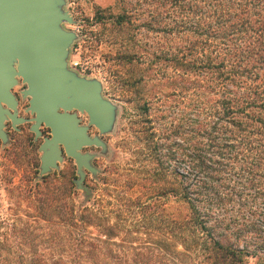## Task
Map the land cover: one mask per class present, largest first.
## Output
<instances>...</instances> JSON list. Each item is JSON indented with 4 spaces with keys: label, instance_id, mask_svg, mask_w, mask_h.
<instances>
[{
    "label": "trees",
    "instance_id": "1",
    "mask_svg": "<svg viewBox=\"0 0 264 264\" xmlns=\"http://www.w3.org/2000/svg\"><path fill=\"white\" fill-rule=\"evenodd\" d=\"M157 1L168 6L157 31L185 42L169 58L180 71L169 84L195 98L183 99L177 126L160 131L151 113L159 91L149 81L159 65L150 56L161 57L147 54V203L119 202L141 209L147 231L124 228L122 213L64 201L65 247L18 244L35 237L30 228L40 221L2 217L0 264H264V0ZM96 15L102 27L113 19L100 7ZM125 20L113 22L121 34ZM33 197L50 222L61 196Z\"/></svg>",
    "mask_w": 264,
    "mask_h": 264
},
{
    "label": "rangeland",
    "instance_id": "2",
    "mask_svg": "<svg viewBox=\"0 0 264 264\" xmlns=\"http://www.w3.org/2000/svg\"><path fill=\"white\" fill-rule=\"evenodd\" d=\"M99 7L106 10L107 16L113 15L106 27L95 22ZM167 8L168 6L157 0H66L64 9L72 15L74 23L63 25L77 34L70 48L69 67L83 76L102 82L104 97L117 105V118L110 133L101 135L97 127L92 125L89 128L90 135H100L108 144L107 152H103L98 146L83 149L84 152L96 155L93 164L99 169L97 175L86 171L84 186L88 187L89 191L77 187L79 174L73 158L65 157L64 162L60 163V169H53L46 174L52 175L47 182L39 178V146L43 137L35 139V133L30 130L31 122L26 121L28 125L22 128L24 133L21 136L14 135L7 143L0 140V220L6 216H20L24 221H40L32 224L30 228L33 229L35 237L30 241L20 240L18 244L56 250L65 247L68 243L66 232L69 227L62 221L61 214L64 201L68 204L71 200L78 209L86 204L113 218L117 213H122L125 218L122 223L124 228L147 231V225L142 221L144 217L141 209L123 208L119 202L126 196H140L147 203V170L152 168L147 162L145 109L147 90L151 89L148 88L151 85L149 83L157 84L159 91V94L151 99V113L160 131L177 126L181 122L180 106L183 99L195 98L193 91L182 94L177 87L180 83L169 84L171 77L179 82L177 74L180 73L169 58L181 56V48L185 42L178 32L171 35L157 31L167 24L157 23ZM120 14L126 15L122 28L124 34L118 31L120 27L113 24ZM165 20L169 22L168 19ZM149 22H155V29L149 27ZM171 24L176 26L175 22ZM152 52L161 58L150 56L159 65L154 66L153 81L147 83V54L149 56ZM166 52L169 54H165ZM76 60L81 61L83 67H75L73 62ZM22 86L25 87L21 84L15 89L20 93ZM176 88L177 92H174ZM21 101L23 117L31 118L33 115L26 110L28 99L21 97ZM79 116L82 119L81 124L87 125L88 115L79 113ZM192 116L194 117V113ZM44 129L47 128L43 127ZM172 140L182 139L173 136ZM48 195L61 196V200H56V208L51 212L53 218L50 222L39 217L36 211L37 201L33 197ZM90 196L91 201H87ZM22 223L20 227L23 226ZM58 230L60 235L53 237ZM142 236V241H145L144 233ZM250 264H254V261Z\"/></svg>",
    "mask_w": 264,
    "mask_h": 264
},
{
    "label": "water",
    "instance_id": "3",
    "mask_svg": "<svg viewBox=\"0 0 264 264\" xmlns=\"http://www.w3.org/2000/svg\"><path fill=\"white\" fill-rule=\"evenodd\" d=\"M66 0H0V138L7 143L9 136L5 121L11 120L18 128L22 122H31L35 139L43 137L39 146L41 163L39 178L60 169L65 157L77 164V187L84 186L86 171L97 175L93 164L95 154L84 152L88 146L108 144L100 136L89 133L90 126L100 134L113 131L117 105L103 95L99 79L88 78L69 67L70 48L77 38L64 23H74L64 9ZM28 99L27 112L31 118L19 116V99ZM79 113L88 115V124H81ZM43 127L50 136H43Z\"/></svg>",
    "mask_w": 264,
    "mask_h": 264
},
{
    "label": "flooded vegetation",
    "instance_id": "4",
    "mask_svg": "<svg viewBox=\"0 0 264 264\" xmlns=\"http://www.w3.org/2000/svg\"><path fill=\"white\" fill-rule=\"evenodd\" d=\"M22 88H24V86H22ZM19 90H16V89H14V92H15V94L17 95V97H18V99H19V116L20 117H23V112L21 111V109H22V101H21V94L18 92ZM29 103H27V105H28ZM26 105V106H27ZM25 106V107H26ZM30 115H26V117H29ZM26 125H28V122H22V123H20V124H18L17 126L20 128L19 130H17V129H15L14 127H13V124H12V121L9 119V120H6L5 121V130L7 131V133H8V135H9V138L10 139H12V137L14 136V135H18V136H21V134H23L24 133V130H23V132H22V128L24 129L25 127H26ZM43 134H45V135H47V136H50L51 134H50V130L47 128V129H44L43 130ZM0 140L2 141V139L0 138Z\"/></svg>",
    "mask_w": 264,
    "mask_h": 264
},
{
    "label": "built area",
    "instance_id": "5",
    "mask_svg": "<svg viewBox=\"0 0 264 264\" xmlns=\"http://www.w3.org/2000/svg\"><path fill=\"white\" fill-rule=\"evenodd\" d=\"M73 65H74L75 67H78V66L83 67V64H82L81 61H79V60L74 61V62H73Z\"/></svg>",
    "mask_w": 264,
    "mask_h": 264
}]
</instances>
